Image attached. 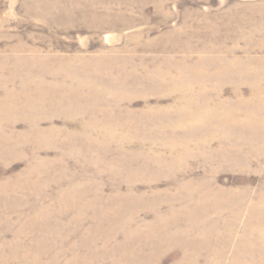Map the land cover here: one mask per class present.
I'll list each match as a JSON object with an SVG mask.
<instances>
[{
    "label": "rangeland",
    "instance_id": "1",
    "mask_svg": "<svg viewBox=\"0 0 264 264\" xmlns=\"http://www.w3.org/2000/svg\"><path fill=\"white\" fill-rule=\"evenodd\" d=\"M0 264H264V0H0Z\"/></svg>",
    "mask_w": 264,
    "mask_h": 264
}]
</instances>
